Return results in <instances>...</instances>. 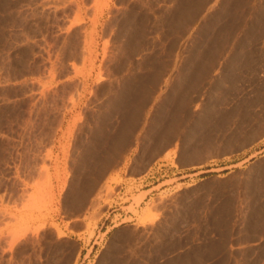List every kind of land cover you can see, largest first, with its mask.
<instances>
[{"label":"rangeland","instance_id":"1","mask_svg":"<svg viewBox=\"0 0 264 264\" xmlns=\"http://www.w3.org/2000/svg\"><path fill=\"white\" fill-rule=\"evenodd\" d=\"M0 264H264V0H0Z\"/></svg>","mask_w":264,"mask_h":264},{"label":"crops","instance_id":"2","mask_svg":"<svg viewBox=\"0 0 264 264\" xmlns=\"http://www.w3.org/2000/svg\"><path fill=\"white\" fill-rule=\"evenodd\" d=\"M253 2H254V0H253ZM256 2H258V0H256ZM73 31H75V28H74ZM65 63L68 66L69 70H68V72H66V74H64L62 76L63 77H67V75H68V80H69L68 83L70 82L72 85L76 86L77 85L76 78L74 76H72V74H73L72 64H74L75 66H79V67H86L87 66L86 54H84V57H82V54H80V56L78 58L73 57V56L68 57V58L65 59ZM209 75H210V72H205L206 78H209L210 77ZM84 85H85V83H84ZM152 189L153 188H149V189L143 190L142 192H148V191H151Z\"/></svg>","mask_w":264,"mask_h":264},{"label":"bare ground","instance_id":"3","mask_svg":"<svg viewBox=\"0 0 264 264\" xmlns=\"http://www.w3.org/2000/svg\"><path fill=\"white\" fill-rule=\"evenodd\" d=\"M78 34V33H77ZM76 36V35H75ZM77 37V36H76ZM69 38V37H68ZM68 42V41H67ZM74 56V55H73ZM75 57V56H74ZM67 61V60H66ZM68 72V71H67ZM115 156V155H114ZM110 162V161H109ZM103 167V166H102ZM106 167V166H105ZM105 169V168H104ZM100 173V172H99Z\"/></svg>","mask_w":264,"mask_h":264}]
</instances>
